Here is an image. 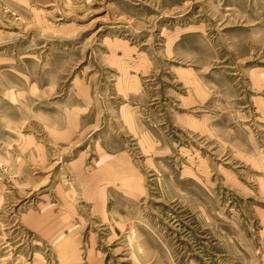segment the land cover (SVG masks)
<instances>
[{
  "label": "rangeland",
  "instance_id": "374dc122",
  "mask_svg": "<svg viewBox=\"0 0 264 264\" xmlns=\"http://www.w3.org/2000/svg\"><path fill=\"white\" fill-rule=\"evenodd\" d=\"M0 264H264V0H0Z\"/></svg>",
  "mask_w": 264,
  "mask_h": 264
}]
</instances>
